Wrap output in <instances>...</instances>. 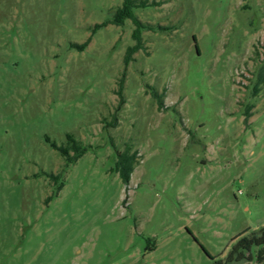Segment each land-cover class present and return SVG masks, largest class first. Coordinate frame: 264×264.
Returning <instances> with one entry per match:
<instances>
[{"label": "rangeland", "instance_id": "rangeland-1", "mask_svg": "<svg viewBox=\"0 0 264 264\" xmlns=\"http://www.w3.org/2000/svg\"><path fill=\"white\" fill-rule=\"evenodd\" d=\"M145 1L126 66L122 0H0V264H258L225 259L264 227V0Z\"/></svg>", "mask_w": 264, "mask_h": 264}, {"label": "trees", "instance_id": "trees-1", "mask_svg": "<svg viewBox=\"0 0 264 264\" xmlns=\"http://www.w3.org/2000/svg\"><path fill=\"white\" fill-rule=\"evenodd\" d=\"M153 4H148L145 0H122L121 7L114 14L112 24L122 25L125 20H130L134 29L131 33V38L133 40V45L129 46L126 49L124 63L127 66L131 61L132 55L137 51L141 50L142 37L141 34L144 30L151 31L153 28L149 25L143 24L137 16L134 14V9L145 8ZM107 23L97 24L93 27V33L99 28L106 26ZM161 29V28H160ZM91 38H88L86 42L81 45L71 44L72 48L83 50L89 43ZM195 40V37L193 36ZM264 85V63L260 66L256 83L254 86V93L258 92V86ZM151 96L156 100L158 107L162 106L161 97L152 90ZM248 116V111H246V117ZM68 140L72 142L69 147H58L55 144H52V147L55 148L68 163L76 161L81 157L85 151L86 147L81 146L76 143L70 136ZM70 151H73V155H70ZM117 160L115 163V171L119 174V177L124 185L129 183L131 174L134 170V165L137 162V152L131 151L129 147H126L123 152L116 151ZM52 179H55L54 175L49 176ZM255 260L258 264L264 262V227L260 228L257 231L251 232L248 235L241 236L237 241L232 245L231 249L226 255L225 261L227 263L239 262L242 260ZM220 264V262H218Z\"/></svg>", "mask_w": 264, "mask_h": 264}]
</instances>
